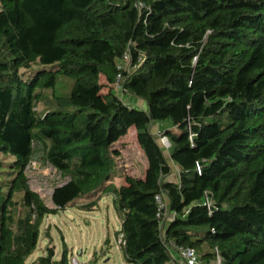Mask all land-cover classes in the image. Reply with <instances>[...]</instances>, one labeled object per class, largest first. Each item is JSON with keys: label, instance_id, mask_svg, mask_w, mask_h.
<instances>
[{"label": "trees", "instance_id": "obj_1", "mask_svg": "<svg viewBox=\"0 0 264 264\" xmlns=\"http://www.w3.org/2000/svg\"><path fill=\"white\" fill-rule=\"evenodd\" d=\"M119 73L145 108L118 96ZM132 128L145 171L117 183L115 144ZM0 155L13 159L0 161V264L26 263L46 217L105 196L128 264H170L169 245L264 264V0H0ZM38 157L65 177L52 207L31 188ZM161 190L175 213L164 232ZM46 250L39 264H71L65 244L58 260Z\"/></svg>", "mask_w": 264, "mask_h": 264}, {"label": "rangeland", "instance_id": "obj_2", "mask_svg": "<svg viewBox=\"0 0 264 264\" xmlns=\"http://www.w3.org/2000/svg\"><path fill=\"white\" fill-rule=\"evenodd\" d=\"M126 69H130V64H124ZM107 79L103 75L102 82ZM107 90V88L105 89ZM118 96L127 104L145 108V102L128 93L116 92ZM42 103L39 109H43ZM164 126L154 123L151 132L158 144L162 147L168 159L172 172L168 179L177 181L179 166L170 160V143L163 136ZM115 147L120 150L121 157L118 158V174L116 182L122 181V176L131 174L141 176L144 174L146 162L142 150L140 149L136 130L132 128L127 136L122 138ZM38 156V155H37ZM13 159H5L0 155V161L9 163ZM1 170H11L8 167L0 166ZM31 188L41 194L46 204L52 207L51 192L53 187L65 180L59 173L50 170L38 157L33 161L28 171ZM2 177V176H1ZM19 200V199H18ZM25 209L20 204L14 209L16 217L23 215ZM121 228V220L113 206V198L105 196L99 207L93 211H82L75 208H68L57 215L46 217L42 226V236L35 252L28 258L25 264H39L41 256H47V247L50 246L55 251V259L61 258L64 244L69 252L70 263L85 264H128L123 258L121 245L118 236L115 234ZM109 241L105 243L106 238Z\"/></svg>", "mask_w": 264, "mask_h": 264}, {"label": "built area", "instance_id": "obj_3", "mask_svg": "<svg viewBox=\"0 0 264 264\" xmlns=\"http://www.w3.org/2000/svg\"><path fill=\"white\" fill-rule=\"evenodd\" d=\"M130 62V53H125L123 60L121 64L119 65L118 69L122 70L124 69V64H127ZM122 75L121 73L118 74L116 83L114 85L116 92H123L120 79ZM167 142L169 143L168 139L165 138ZM156 201L158 204V215L157 218L159 220V227L164 232V229L166 228L167 223L175 216V213L170 212L168 208V201L166 197V193L161 190L158 195L156 196ZM123 235H120L118 238L119 244H123ZM168 249L170 250V254L172 257V261L170 264H199V256L194 248L190 247H178L175 245H169ZM217 262L221 263V258L218 256ZM71 264H80L77 262H73ZM85 264V263H81Z\"/></svg>", "mask_w": 264, "mask_h": 264}, {"label": "crops", "instance_id": "obj_4", "mask_svg": "<svg viewBox=\"0 0 264 264\" xmlns=\"http://www.w3.org/2000/svg\"><path fill=\"white\" fill-rule=\"evenodd\" d=\"M199 264H219V263L217 261H212V262L201 261V262H199Z\"/></svg>", "mask_w": 264, "mask_h": 264}]
</instances>
